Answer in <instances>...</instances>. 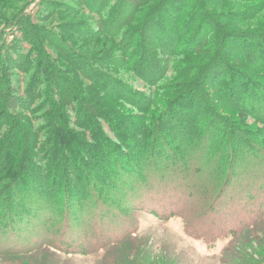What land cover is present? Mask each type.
Segmentation results:
<instances>
[{
	"label": "trees",
	"instance_id": "trees-1",
	"mask_svg": "<svg viewBox=\"0 0 264 264\" xmlns=\"http://www.w3.org/2000/svg\"><path fill=\"white\" fill-rule=\"evenodd\" d=\"M74 2H44L46 10L40 17L44 25L33 24L30 29L29 23L12 25L21 36L5 26L4 43L0 38V242L15 237L18 223L23 226L28 219L47 214L40 218L39 233H25L31 240L29 249L36 252L46 241V226L53 215L75 220L90 206L110 204L111 197L121 192L110 204L120 206L141 186L147 188L146 194H163L155 215L179 216L190 209L178 210L182 204L194 198L205 201L210 185L192 182L186 172L178 175L180 190L174 191L165 187L171 178L169 168L156 172L150 167L172 162L184 165L183 158L199 148L206 156L218 158L217 163L203 159L206 167L219 169L211 201L204 204L207 214L220 219L218 215L231 207H258L254 215L261 221L264 184L245 182L239 187L241 178H223L227 172L234 174L231 163L246 152L249 175L260 179L264 175V146L247 141V130L251 131L248 118L247 130L240 127L245 118L237 115L235 121L224 118L223 130L217 129V122L224 117L219 109L230 107L264 123V79H254L253 73L258 72L253 70L244 74L230 68L226 50L231 51L232 38L222 39L223 32L213 25L214 16L196 6V14L202 13L204 22L189 34V21L195 16L182 18L191 0ZM48 16L62 22L47 26ZM162 21L169 25L162 26ZM176 23L186 29L182 31L185 37ZM9 28L12 39L8 40ZM207 48H213V57L207 62L205 58L198 67L203 73L196 81L186 78L188 70L174 71L180 64L197 63L194 59L204 57ZM235 49L239 53L240 48ZM242 51L233 57L240 61L247 58L251 68L262 65V41ZM49 53L52 56L46 60ZM11 66L21 74L14 83L5 79L13 75ZM44 68L51 76L45 79L48 90H43ZM171 72L185 78L181 86L169 82ZM215 76L221 82L216 83ZM235 76L245 79L241 85L235 83ZM247 85L252 89H245ZM220 94L224 107L219 104ZM217 133L223 141L215 146ZM91 145L99 153H89ZM201 188L206 189L205 198ZM180 217L189 231L195 227L193 220ZM66 221L61 223H69ZM236 232L229 231L228 236L232 238ZM224 234L218 238L227 237ZM25 247L14 253L23 252ZM45 248L50 247L47 244Z\"/></svg>",
	"mask_w": 264,
	"mask_h": 264
},
{
	"label": "rangeland",
	"instance_id": "rangeland-1",
	"mask_svg": "<svg viewBox=\"0 0 264 264\" xmlns=\"http://www.w3.org/2000/svg\"><path fill=\"white\" fill-rule=\"evenodd\" d=\"M47 1L49 3L58 1L75 3L74 0H0L1 42L4 43V40H6L5 38L3 39L5 26L12 27V25L14 26L21 22L22 24L29 23L28 27L30 29L33 24L35 26L44 25L41 23L43 21H40V17L46 10L44 2ZM191 1L193 3L188 6V12L182 18L184 20V18H193L195 16L189 21L192 22L189 34L193 33V28L197 25L200 26L204 22V15L202 13L196 14V6L206 8L214 16L213 20L215 22L213 25L219 27L223 32L225 37L222 39L232 38L229 41V48L232 49L228 52V49L226 50V61L228 62L229 60L230 68L244 74H246V71L253 70L254 72H258L257 75L253 73L254 79L259 78V76L264 79V72L260 71L264 68V59L262 57H260V64L262 65H254V68L248 66L250 62L246 61L247 58L244 61H240L239 57H233L238 53L235 48H240V53L243 52V48L252 49L260 44L261 41L264 44V34L260 35L264 32V0ZM45 20L50 22L47 26L53 24L56 26L62 22L56 19V16H48ZM162 23V26L169 25L166 21H162ZM176 26L181 31L182 36L185 37L182 31L186 29H182L183 26L178 25V23H176ZM12 28L16 36H21L19 29ZM11 29L9 28L7 31L8 40L12 39L9 36ZM27 45L26 43L23 45L24 49L27 48ZM212 50L213 48H207L206 51H203L205 52L204 57L194 59V62H197L194 65L188 63L180 64L175 67L174 71L181 73L188 70L189 77L187 75L186 78L191 79L192 82L196 81L203 73L202 69L198 70V67L203 66L205 58L207 62L213 57ZM51 56L49 53L46 60L50 59ZM231 57L233 58L231 59ZM10 68L13 71V75H7L8 77H5V79L13 82L18 74L17 68L13 66ZM43 71L45 74L43 77V90H48L45 79L51 77L49 75L50 71L47 68H44ZM20 73L22 72L20 71ZM23 74L22 77H24ZM18 75L21 76V74ZM179 76V74L171 72L168 77L169 82L181 86L182 83L180 81L185 78ZM234 79L238 80V82H234L236 84L239 83V85L245 80L238 76H235ZM127 80L131 84H134L133 79L127 78ZM215 81L216 83L218 81L221 82L218 78ZM135 85L139 86V84ZM168 87L171 86L169 85ZM224 87L223 84L222 89ZM244 88L247 90L252 89L248 85ZM180 89L177 90L179 91ZM219 102L223 106L224 99L222 94H220ZM260 102L262 103L261 100ZM229 108L227 107L224 110L219 109V112L224 114V117L219 114L220 121L217 122V129L221 128L223 130L225 117L235 121L234 117L237 115V117L242 119L245 118L240 127L247 130L248 118L251 131L247 130V133H249L247 141L251 143L258 142L261 146H264V123L261 120H255L256 117H247V114L239 115ZM102 126L104 127V125ZM77 130L80 132L79 129ZM227 137L228 135L226 134ZM213 139L215 140V146L223 141L218 137V133L214 134ZM87 144L90 145L91 143L88 142ZM190 144L192 145V143ZM88 148L90 150L89 153H99L96 152L95 145H91ZM255 153H258V151ZM205 154L206 152L199 148L195 154L187 155L186 158H183L184 165L176 166L172 162L169 163V166H162L160 163L156 167H150L156 172L165 170V167H168L171 178H168L169 180H167L165 187L174 191L180 190L178 189L180 188V176L185 175L186 172L187 176L191 178L190 180H193L192 182H205L203 183L204 187L210 185L206 187L210 188L208 198L205 201L199 198H194L191 201L188 199L190 203L182 204L178 210L183 211L188 207L190 209L180 214L177 212L176 214H179V216L170 217V215H166L160 217L155 215V210L159 208L160 195L163 194L159 191L156 194L149 195L146 194V187L141 186L140 189L136 187V191L131 192L132 195H127L130 201L126 197V201L122 202L120 206L114 203L113 206L110 204L111 202H115V198L119 197L121 192L115 197V194L111 197L110 204L102 203L98 207L90 206V209L85 211L82 216H76L75 220L67 219L66 221L64 218L60 220L58 216L53 215L50 223H47L48 225L46 226V233L48 234L46 241L36 252L29 249L32 248L30 245L31 240L26 238L25 233H39L38 228L40 227V220H42L40 218H44L47 214H39L38 218L28 219L24 222L26 225L23 226L18 223L16 227L19 233L17 231L14 238L11 236L9 240L0 242V264H264V213L263 219L258 221L256 219L257 215H254L259 211L258 207H248L249 209H247V206H245L240 210L231 207L224 210L225 214L218 215L221 217L220 219H215L213 214H207V208L204 204H209V200L211 201L219 169L217 170L216 167H206V160L203 161V159L208 156ZM213 154L215 155V153ZM239 157L238 160L231 163L234 164V174L233 172H227L223 180H226L228 176L236 179L241 178V181L238 182L239 187L245 186V182L250 183L251 186L260 182L263 185L264 175H261L260 179L251 176L252 174L249 175L251 164H247L250 162L247 160V153L245 152ZM125 159L123 158L122 161ZM217 159L215 157H208V161L210 162L217 163ZM245 173H247V176ZM179 174L180 176H178ZM203 175L205 176L204 178ZM221 185V183L218 185L217 190H219ZM205 190V188H201L204 198L206 197ZM229 191L227 190L226 192ZM166 199L167 197L163 198V201L165 202ZM225 206L229 207V204ZM180 216L193 220L195 227L189 231L184 219ZM29 217H32V215ZM63 221L69 223H61ZM246 226L250 228L247 230L245 229ZM229 231L238 232H236V236L231 238L230 235L228 236ZM223 232H225L224 235L227 237L223 238L221 236L218 238ZM47 244L50 248H45ZM7 246L13 247L11 248L13 251L6 249L5 247ZM21 246H26L24 251H20L17 254L14 253V250L24 248Z\"/></svg>",
	"mask_w": 264,
	"mask_h": 264
}]
</instances>
